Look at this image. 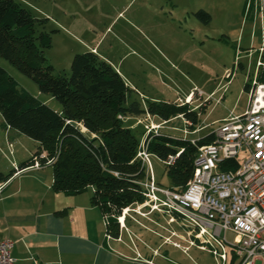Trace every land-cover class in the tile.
<instances>
[{
    "label": "rangeland",
    "instance_id": "1",
    "mask_svg": "<svg viewBox=\"0 0 264 264\" xmlns=\"http://www.w3.org/2000/svg\"><path fill=\"white\" fill-rule=\"evenodd\" d=\"M18 1L34 17L46 18L47 30H56L51 34L50 47L43 51L45 62L55 74L67 75L72 56L88 51L85 46H93L102 37L96 46L98 53L114 66L120 64L121 72L143 94L144 100L185 103L196 114L195 123L181 116L164 123L148 115L125 119V124L130 125L140 142L143 138L141 133L146 134L150 125H158L156 132L196 139L210 132L222 117L229 113L241 115L247 108L248 96L242 86L252 79L255 55L249 58L247 70L242 71L235 66L232 77L227 80L222 73L224 68L229 73L232 64L237 61H234V48H230L225 43V36L220 34L224 17L228 22L239 18L245 0ZM197 10L209 14V23L202 24L193 16L192 13ZM243 56L239 52L238 62L245 65ZM0 68L31 96L38 100L49 98L46 104L52 109H59L56 100L38 92L30 79L2 58ZM212 90L213 94L208 96ZM131 96L137 98L135 93ZM182 129L193 133L183 135ZM0 133H4L1 117ZM21 154L19 152L20 157ZM10 158L7 150L1 147L0 173L3 175L11 170V167L8 168ZM245 159L246 155L242 152L235 158L239 164ZM149 167L154 183L167 188L168 179L162 162L149 156ZM140 204L129 207L123 222L133 234L132 242L139 250L142 251L143 246L150 249L161 245L171 231L187 240L185 229L179 224L168 223L166 215L159 212L146 213L148 207L139 208ZM232 237V233L225 234L228 243H231ZM179 243L188 244L183 240ZM206 250L190 248L183 254L180 249L163 246L160 251L167 252L168 259L182 264H221ZM226 254L230 255L229 249H226Z\"/></svg>",
    "mask_w": 264,
    "mask_h": 264
},
{
    "label": "trees",
    "instance_id": "2",
    "mask_svg": "<svg viewBox=\"0 0 264 264\" xmlns=\"http://www.w3.org/2000/svg\"><path fill=\"white\" fill-rule=\"evenodd\" d=\"M192 14L202 24L210 21L209 14L202 10ZM47 21L34 17L18 0H0V58L30 79L38 92L59 104L58 110L50 108L0 68L2 124L36 144L18 168L27 167L33 157L43 154L38 162L45 166V160H51V189L64 195L89 190L90 204L104 219L106 233L116 238V218L121 210L144 200L140 183L146 171L136 158L140 143L143 141L146 152L161 162L173 157L170 164H163L167 188L181 191L191 177L196 148L209 144L212 134L196 138L193 145L190 138L148 132L141 133L140 142L125 119L148 115L169 122L181 116L195 123L196 114L185 103H142L138 96L133 98V91L121 77L91 51L74 54L67 75L55 74L43 57V51L50 47L51 34L56 32L46 29ZM242 90L247 92L246 82ZM225 165L222 170H234L237 162L231 159ZM12 173H0V182Z\"/></svg>",
    "mask_w": 264,
    "mask_h": 264
},
{
    "label": "built area",
    "instance_id": "3",
    "mask_svg": "<svg viewBox=\"0 0 264 264\" xmlns=\"http://www.w3.org/2000/svg\"><path fill=\"white\" fill-rule=\"evenodd\" d=\"M249 8L253 16L259 15L262 19L258 2L251 4V0H246L245 11ZM260 32L261 45L255 51L252 79L246 82L247 108L241 115L229 113L217 122L210 131L212 141L196 148L191 177L181 191L154 183L149 167L151 155L146 152L143 141L136 153L148 171V177L140 183L144 200L139 208L146 206V213L166 215L168 223H177L185 229L189 245L207 249L221 264L226 260V249L236 264L255 261L264 264V22ZM228 76L231 73L225 77ZM260 77L262 82L258 81ZM157 126L150 125L146 134L152 130L155 134ZM181 133L193 131L182 129ZM189 141L194 145L195 139ZM240 152L246 155L244 162H237L234 170H222L225 162L235 160ZM43 157V154L33 157L32 163L22 170L40 169L38 158ZM172 160L168 156L162 164L168 165ZM50 161L46 159L44 165ZM127 211L128 207L121 210V222L116 218L118 229L123 227ZM227 232L233 235L231 243L226 241ZM109 237L105 231V239ZM11 248L10 240H0V264H14Z\"/></svg>",
    "mask_w": 264,
    "mask_h": 264
},
{
    "label": "crops",
    "instance_id": "4",
    "mask_svg": "<svg viewBox=\"0 0 264 264\" xmlns=\"http://www.w3.org/2000/svg\"><path fill=\"white\" fill-rule=\"evenodd\" d=\"M253 2L261 5L262 19L259 15L253 16L251 8L246 12L244 4L239 18L228 22L224 17L220 25V34L225 36V43L234 48V61H237L232 64L229 72L231 77L235 66L242 71L248 69L249 58L253 55L256 58L255 51L261 45L260 26L264 22V0H251V4ZM101 38L93 46L85 47L107 62L125 85L139 99L144 100L143 94L121 72L120 64L114 66L108 58L98 53L96 46ZM239 52L244 54L245 65L238 62ZM224 69V78L229 80L231 77H225L228 72ZM212 94L213 90L208 96ZM40 101L47 103L49 98ZM7 130L4 128V133H0V151L3 147L11 156L8 168L11 167L13 173L6 181L0 182V240L8 239L12 242L11 256L14 264H182L178 260L168 259L167 252L160 251L162 247L180 249L183 254L190 248L201 251L189 244L180 245V240L186 239L174 231L170 232L168 239L164 238L166 241H162L161 245L150 249L143 246L141 251L133 244V234L124 226V220L117 237L105 239L104 219L98 209L90 204V191L86 190L77 195H64L53 191L52 172L48 165L37 170L19 169L20 161L31 156L36 144L17 132ZM19 152L22 153L21 157ZM256 262L258 261L253 264ZM226 263L236 264L231 253L226 255L224 264Z\"/></svg>",
    "mask_w": 264,
    "mask_h": 264
},
{
    "label": "bare ground",
    "instance_id": "5",
    "mask_svg": "<svg viewBox=\"0 0 264 264\" xmlns=\"http://www.w3.org/2000/svg\"><path fill=\"white\" fill-rule=\"evenodd\" d=\"M119 218H121V220H120V222L122 221V217H119Z\"/></svg>",
    "mask_w": 264,
    "mask_h": 264
},
{
    "label": "clouds",
    "instance_id": "6",
    "mask_svg": "<svg viewBox=\"0 0 264 264\" xmlns=\"http://www.w3.org/2000/svg\"><path fill=\"white\" fill-rule=\"evenodd\" d=\"M124 220V219H123ZM118 223V222H117Z\"/></svg>",
    "mask_w": 264,
    "mask_h": 264
}]
</instances>
